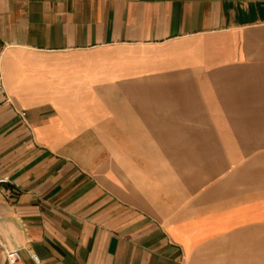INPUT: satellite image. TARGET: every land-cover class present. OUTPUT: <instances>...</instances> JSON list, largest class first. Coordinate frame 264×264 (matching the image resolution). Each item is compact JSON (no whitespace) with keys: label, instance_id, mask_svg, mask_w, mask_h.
<instances>
[{"label":"crops","instance_id":"crops-1","mask_svg":"<svg viewBox=\"0 0 264 264\" xmlns=\"http://www.w3.org/2000/svg\"><path fill=\"white\" fill-rule=\"evenodd\" d=\"M0 69V264H264V0H0Z\"/></svg>","mask_w":264,"mask_h":264},{"label":"built area","instance_id":"built-area-1","mask_svg":"<svg viewBox=\"0 0 264 264\" xmlns=\"http://www.w3.org/2000/svg\"><path fill=\"white\" fill-rule=\"evenodd\" d=\"M0 96L4 97V101L9 102L10 97L6 94L5 88H4V81L3 76L0 69ZM20 114H24V112H20ZM7 181L6 177H0V184L5 183ZM6 258L8 260L9 264H15L18 259L20 258L19 251L17 249H7L6 250ZM33 258L35 261H37V256L33 255Z\"/></svg>","mask_w":264,"mask_h":264}]
</instances>
